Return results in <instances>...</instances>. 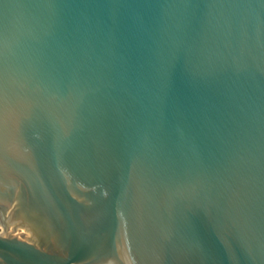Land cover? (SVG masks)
I'll use <instances>...</instances> for the list:
<instances>
[{
	"label": "water",
	"instance_id": "95a60500",
	"mask_svg": "<svg viewBox=\"0 0 264 264\" xmlns=\"http://www.w3.org/2000/svg\"><path fill=\"white\" fill-rule=\"evenodd\" d=\"M0 264H264V0H0Z\"/></svg>",
	"mask_w": 264,
	"mask_h": 264
}]
</instances>
